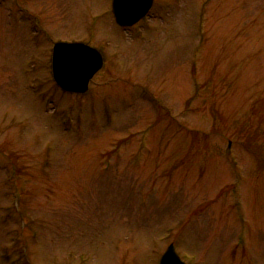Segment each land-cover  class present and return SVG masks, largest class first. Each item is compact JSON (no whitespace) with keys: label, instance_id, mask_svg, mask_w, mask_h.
Segmentation results:
<instances>
[{"label":"rangeland","instance_id":"1","mask_svg":"<svg viewBox=\"0 0 264 264\" xmlns=\"http://www.w3.org/2000/svg\"><path fill=\"white\" fill-rule=\"evenodd\" d=\"M111 2L0 0V264H159L170 243L264 264V0H154L127 28ZM60 40L103 54L85 93L52 79Z\"/></svg>","mask_w":264,"mask_h":264},{"label":"water","instance_id":"2","mask_svg":"<svg viewBox=\"0 0 264 264\" xmlns=\"http://www.w3.org/2000/svg\"><path fill=\"white\" fill-rule=\"evenodd\" d=\"M153 0H112V12L120 26H131L146 16ZM101 53L83 43L58 42L53 47L52 75L65 91L84 93L93 76L102 68ZM159 264H185L170 244Z\"/></svg>","mask_w":264,"mask_h":264},{"label":"flooded vegetation","instance_id":"3","mask_svg":"<svg viewBox=\"0 0 264 264\" xmlns=\"http://www.w3.org/2000/svg\"><path fill=\"white\" fill-rule=\"evenodd\" d=\"M22 1L23 0H18V18L19 17H21V16H25L26 15V11H24V8L25 7H23L22 6ZM31 14H28V15H34L33 14V12H30ZM21 16H20V15ZM19 21V20H18ZM44 21V18L42 19L41 17H39V15H34L33 17H30V21H28V23L29 24H31L30 25V27H32L33 29H34V31H33V33H34V35L36 36L37 34H41V33H46V31H45V26L44 25H42L41 23ZM33 25V26H32ZM42 28H44V29H42ZM61 41V40H60ZM70 41H74V40H70ZM57 42V41H56ZM55 43V42H54ZM53 43V44H54Z\"/></svg>","mask_w":264,"mask_h":264}]
</instances>
